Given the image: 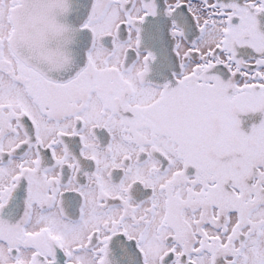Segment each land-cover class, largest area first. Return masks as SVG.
<instances>
[{
  "label": "snow or ice",
  "instance_id": "obj_1",
  "mask_svg": "<svg viewBox=\"0 0 264 264\" xmlns=\"http://www.w3.org/2000/svg\"><path fill=\"white\" fill-rule=\"evenodd\" d=\"M0 264H264V0H0Z\"/></svg>",
  "mask_w": 264,
  "mask_h": 264
}]
</instances>
